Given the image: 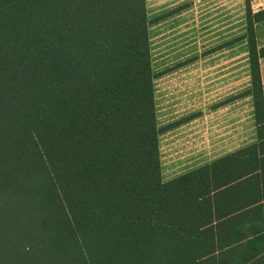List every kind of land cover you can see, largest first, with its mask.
Masks as SVG:
<instances>
[{"label":"trees","instance_id":"obj_1","mask_svg":"<svg viewBox=\"0 0 264 264\" xmlns=\"http://www.w3.org/2000/svg\"><path fill=\"white\" fill-rule=\"evenodd\" d=\"M257 142L162 182L145 0H0V264H264Z\"/></svg>","mask_w":264,"mask_h":264},{"label":"crops","instance_id":"obj_2","mask_svg":"<svg viewBox=\"0 0 264 264\" xmlns=\"http://www.w3.org/2000/svg\"><path fill=\"white\" fill-rule=\"evenodd\" d=\"M145 8L160 171L166 183L255 144L257 128L254 121L246 143L244 97L230 101L228 90H195L197 73L205 71L204 65L198 71V63L206 60L198 55L197 29L203 21L197 18V0H145Z\"/></svg>","mask_w":264,"mask_h":264},{"label":"rangeland","instance_id":"obj_3","mask_svg":"<svg viewBox=\"0 0 264 264\" xmlns=\"http://www.w3.org/2000/svg\"><path fill=\"white\" fill-rule=\"evenodd\" d=\"M197 6V18L203 21L197 29L198 42L203 46L200 49L198 43V55L202 54V60H206L204 64L198 63V71L204 65L205 73H197L195 90H228L230 101L237 95L244 97L247 143L255 121L253 99L248 94L251 71L247 12L264 9V0H197ZM255 35L261 49L264 21L255 26Z\"/></svg>","mask_w":264,"mask_h":264}]
</instances>
